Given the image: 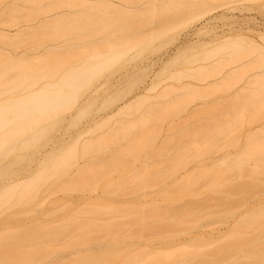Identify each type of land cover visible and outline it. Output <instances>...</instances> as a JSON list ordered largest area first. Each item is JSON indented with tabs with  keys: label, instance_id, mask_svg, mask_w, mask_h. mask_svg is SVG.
Masks as SVG:
<instances>
[{
	"label": "bare ground",
	"instance_id": "6f19581e",
	"mask_svg": "<svg viewBox=\"0 0 264 264\" xmlns=\"http://www.w3.org/2000/svg\"><path fill=\"white\" fill-rule=\"evenodd\" d=\"M246 1L255 4H247ZM260 1L164 0L159 3L149 1L142 6L129 8L111 0H58L57 5L45 12L42 18H34L38 21L33 24L19 20L11 23L8 16L11 11L18 10V4L13 1L0 4V41L11 43L27 37H35V40L39 37V41L35 42L41 46L46 43L48 49L40 59H21L7 56L5 47L0 46V51L5 52L0 53V264H30L34 261L35 264H114L111 261L116 256L119 261L117 264H162L164 260L186 261L203 254L196 247H207L209 243L204 241V236L210 232L202 231L199 228L201 225L196 227V233L180 240V249L173 251L153 253L150 250H138L127 253L128 249H125L123 242L119 245L120 236L115 234L117 224L104 227L107 240L99 242L96 247L92 246L88 233L103 229L95 225L101 211H121L113 202L114 196L110 194L102 196L99 207L90 214L64 213L61 208V213L45 212V216L51 218L48 220V216L43 222L38 219L40 210L34 200L48 180H52L54 187L66 184L71 189L91 185L93 176L103 173L109 163L88 159L74 175H70L69 168L78 155L91 156L112 147L131 153L145 143V135H149L148 139L151 137L158 117H166L183 108L197 95L198 90L207 89L203 94L230 91L235 86L233 80H239L245 74L242 71L255 72L248 77L244 86L231 91L220 101H223L226 111L255 107L256 102L264 98V73L256 72L264 69V21L237 20L233 26L230 22L217 23L222 16L216 13L219 7L230 11L257 9V14L264 16V7L259 5ZM31 3V13L35 15L38 0H31ZM193 3L196 5L192 7ZM191 17L198 21L202 18L206 23L213 20L214 23L200 26L196 31L213 33L206 38L197 36L193 41H183L163 61L162 66L150 75L153 63L148 62L139 68L131 80L134 84L144 83L131 95V84L125 82L120 86L116 82L117 87L112 92L98 98L96 91L102 85L101 79L107 80L115 66L141 58L147 51L157 50L172 37L161 39L160 44L156 42L157 38ZM154 21L160 24L156 30L150 29L144 34L133 31L139 25L143 27ZM248 32L255 33L257 39L248 35ZM43 39L45 43L41 44ZM195 46L207 48L179 58L186 48ZM131 49L132 53L127 55ZM178 61L189 65L166 71L167 66H174ZM230 64L237 65L223 71ZM145 101H149L152 106L149 114H143L147 109ZM73 108L75 110L70 114L68 125H75L88 115L91 116L90 122L73 135L61 151L53 149L45 153L37 164L38 168L29 172L27 162L34 156L39 145L47 140L57 123L64 119L63 113ZM113 119L116 120V130L102 137L80 140L100 123L102 125ZM225 125L226 122L214 118L197 131L212 142L216 135L225 131ZM259 133H264V123L248 130L242 148L247 155L264 158V140L251 141ZM230 161H224L221 170L217 166L205 175H209L215 182L223 169L236 168L242 172L243 166H239V162ZM257 166L264 173V162L255 164L252 171L257 170ZM187 174L183 178V192H187L193 183L191 174ZM63 177H66V182H61ZM130 182L133 186L140 183L134 179ZM107 183L112 184L111 181ZM235 188L241 187L238 185ZM262 202L264 199L241 210L230 211L231 224L225 228L228 231L214 234L219 244L221 241L226 244L217 246L216 252L212 254L213 250L209 254L213 255L212 258L224 257L232 252L234 255L230 257L247 260L246 264H264V233L251 239L243 235V230L257 222L255 228L259 225L264 230L259 216L254 215ZM21 206L27 207L22 209ZM120 206L123 208L122 213H126V207ZM18 207L28 213H21ZM139 208L140 205H136L133 213H137ZM18 210L20 217L15 214ZM147 214L153 216L148 209ZM26 215H29L26 217L29 223L23 222V216ZM226 220L227 215L223 218V221ZM69 225L75 232L71 236L68 235ZM60 240L64 241L65 246L83 242L87 247L70 258L48 259L50 244ZM44 254L45 260H42Z\"/></svg>",
	"mask_w": 264,
	"mask_h": 264
},
{
	"label": "rangeland",
	"instance_id": "374dc122",
	"mask_svg": "<svg viewBox=\"0 0 264 264\" xmlns=\"http://www.w3.org/2000/svg\"><path fill=\"white\" fill-rule=\"evenodd\" d=\"M9 1L18 4V8H16L18 10L11 11L8 16L11 18V23L19 20L27 24H33V22L38 21V19L35 20L34 18L38 16L42 18L45 12L57 5L58 0H38V4L36 5L37 13L35 15L31 13V0H0V4L3 2L8 3ZM111 1L129 8H136L145 3L147 4L149 1L159 3L164 0ZM246 3L255 4L253 1H246ZM259 3H261L259 4L260 6L264 7V0H261ZM194 5L196 4L193 3L191 6L193 7ZM217 9L216 14H221L222 16L217 23L230 22L234 26L237 20H243L245 22L261 19L264 21V16H259L257 9L251 11H230L225 7H219ZM199 20L191 17L182 25L179 24L177 26L176 24L164 33L162 37L156 39V42L160 44L163 39L172 37L171 40L162 44L157 50L152 52L147 51L141 58L126 61L121 64L119 63L115 66L111 70L107 80L103 81L101 79L102 85H99L96 91L98 98L112 92L117 87L116 82L120 86L125 84V82L131 84L133 89L129 94L131 95L144 83L137 82L134 84L133 80H131L143 65L148 62L153 63V67L149 72L150 75L153 70L156 71L162 66L163 61L170 57L171 53L183 41H193L197 36L202 38L210 36L213 33L212 31L199 33H196V31L198 27L203 25L209 26L214 21L211 20L210 23H206L202 18ZM159 25V22L154 21L145 24L143 27L139 25L137 27L138 29L135 28L136 31L132 30L136 33L138 31V34H144L148 33L147 31H150V29L156 30ZM185 32L187 33L185 34ZM248 35L257 39L253 32H248ZM27 38L12 41L11 43L0 41V46H4L7 50V53L1 51L0 53H5L9 57H21V59L22 57L24 59H40L44 57L45 52L48 50L45 39L41 42V44L45 43V46H41L35 42L36 40L37 42L39 41V37H36V40L35 37ZM206 48L205 46L186 48L181 53L182 57L179 58L191 56ZM131 53L132 49L128 51L127 55ZM3 56L5 58V55ZM38 59H35V61ZM188 65L189 63L184 64L178 61L174 66H167L166 71L168 72L175 68L181 69ZM236 65H227L223 71H228L229 68L235 67ZM254 72L242 71V73H245L242 78L239 80L235 78L233 80V83H235L234 88L221 94L214 92L203 94L202 92H206L207 89L196 91L197 95L191 98L183 108L170 113L166 117H158L155 123V130L150 134L151 137L148 139L149 135H145V143L143 141V144L131 153H128V151L122 152L118 147H112L107 150L98 151L91 156L78 155L73 165L69 168L70 175H74L76 170L80 169L88 159H92L94 162L109 163V167H104L103 173L95 177L93 176L92 179L94 181L91 185L76 189H71L66 184L54 187L52 180H48L37 192L34 200L35 206L40 210L38 219L43 222L42 220H46L49 216L47 215L46 217V213L49 214L51 211L59 212L61 208L64 209V213L66 211V213L78 215L90 214L93 209L99 207L98 203L100 198L105 194H110L114 196L113 202H115L121 211L118 213L101 211L98 219L95 220V225L104 229L106 226L117 224L118 229H114L115 234L120 236L119 240L121 242L119 245L123 242L125 249H128H126L127 253L138 250H150L153 253L178 250L181 246L178 245V242L188 237L189 234H194L197 231L196 227L201 225L199 228L202 231L210 232V235L204 236L206 239L204 241L209 243L207 247H200V249L196 247L197 250L203 253H200L202 256L199 255L195 259L179 262H174L173 259L169 258L166 261L162 258L165 262L159 261L162 264H246L248 262L247 260L239 259L237 256L230 257L234 255L232 252H229L224 257L218 258H212L213 255L209 254L213 250L212 254H214L221 244H226L225 241H221L219 244L214 234L219 232L226 233L228 231L225 228L231 224L230 211H234L235 209L236 211L241 210L264 199V173L260 171L258 166L257 170L252 171L255 164L258 165L264 162V158H255L254 156L247 155L242 148L245 144L248 130L257 124L264 123V98L259 99L255 107L252 106L251 108L250 106V108H241L240 110L234 109V111L224 110L223 101H220L224 97H227L231 91L244 86L248 81V77ZM256 72L264 73V69ZM150 104L149 101L144 102L147 109L143 111V114H149L152 107ZM74 110L75 108L71 109V111H65L63 113L64 119L57 123L50 132L47 140L39 145L35 153L36 155L34 154L27 162L29 172L35 171L38 168L37 164L45 153L53 149L61 151L66 146V143L72 139V136L76 135L90 122L91 116L88 115L81 118L77 124L68 125V119ZM191 110L194 111L191 112ZM92 112L94 113L95 110ZM214 118L221 119L226 122V125L225 131L216 135L215 139L210 142L204 134L198 133L197 130L203 124L210 122ZM113 120L102 125L100 123L90 133L80 138V140H86L87 137L90 139L102 137L108 132L116 130V120ZM262 140H264V133L256 134L251 139L254 142H260ZM230 160L239 162V166H243L242 172L237 171L236 168L232 170L223 169L215 178V182L210 179L209 175H205L210 173L212 168H217V166L221 170L224 161L229 162ZM187 173L191 174L193 183L187 192H183L181 189L183 178L188 175ZM65 179L66 177H63L61 182H66ZM132 179L140 181V183L133 186L130 182ZM107 181H111L112 184H108ZM238 185L241 188H235ZM120 205L126 207V213H122L123 208ZM136 205H140V208L137 213H133V208ZM259 205L260 207L254 211V215L259 216L258 219L263 225L264 203L262 202ZM21 207L25 209L27 206ZM21 207H18L22 211L21 213L25 212ZM147 209L153 216L147 214ZM17 212L15 213L16 217L20 213L19 210ZM31 215L33 217V214ZM226 215L227 220L223 221ZM28 216H23V218L25 217L23 222L28 220V218L26 219ZM49 218L51 216L48 217V220ZM30 220L31 218H29ZM253 224L250 227L248 226L246 230H243L245 234L242 232L248 239L264 233V230L260 228L261 226L257 225L255 228L256 224ZM257 227L259 230H257ZM103 229H95L88 233L90 237L88 240L92 246L107 240L108 235L105 229ZM74 233L71 225H69L68 235L71 236ZM212 235L214 236L211 237ZM63 242V240H60L50 244L48 259L60 260L67 257L70 258L73 254L77 255L83 252L87 247L83 242L71 246H65ZM41 259L45 260V254ZM117 259L118 257L116 256L111 262L117 264L119 262ZM33 263L35 264V261L30 264Z\"/></svg>",
	"mask_w": 264,
	"mask_h": 264
}]
</instances>
